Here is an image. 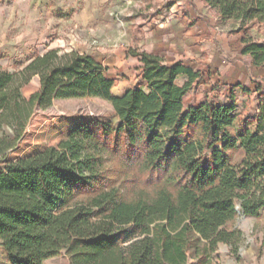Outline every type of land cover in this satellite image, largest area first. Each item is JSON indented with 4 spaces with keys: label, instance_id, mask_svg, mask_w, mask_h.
<instances>
[{
    "label": "trees",
    "instance_id": "obj_1",
    "mask_svg": "<svg viewBox=\"0 0 264 264\" xmlns=\"http://www.w3.org/2000/svg\"><path fill=\"white\" fill-rule=\"evenodd\" d=\"M221 21L264 28V0H203ZM251 28H248L251 29ZM247 30V31H248ZM241 54L264 68V42L246 34ZM142 63L136 87L114 94V81L92 55L77 50L35 53L13 72L0 67V162L16 149L38 110L55 101L93 98L111 104L117 124L93 120L57 147L7 163L0 171V250L19 258L61 256L69 264H211L220 244L237 248L242 233L227 226L264 211V89L256 80L257 113L225 103L184 99L199 79L183 63L131 52ZM39 77V89H22ZM187 78L183 86L177 80ZM7 127L13 137L5 134ZM242 159L235 163V156ZM136 170L155 191L128 198L110 166Z\"/></svg>",
    "mask_w": 264,
    "mask_h": 264
},
{
    "label": "rangeland",
    "instance_id": "obj_2",
    "mask_svg": "<svg viewBox=\"0 0 264 264\" xmlns=\"http://www.w3.org/2000/svg\"><path fill=\"white\" fill-rule=\"evenodd\" d=\"M194 8L199 9L204 17L206 14L205 18L215 21L225 33L237 29L242 39L249 34L257 41L264 42L263 27L251 28L249 25L242 29L235 22L221 25L216 20L214 11L198 0H0V67L13 72L26 64L35 53L43 54L48 49L59 48L88 53L109 64L113 76L120 77L121 81L130 80L135 74L130 73L132 67L129 70L126 67L127 56L136 51L132 41L135 40L137 30L149 23L159 26L163 19L169 17L177 16L182 20L183 12ZM189 27L191 26L187 23L186 28ZM238 52L232 51L231 55L224 57L230 68L229 72L234 70L235 62L249 66L243 55L242 58L234 59ZM221 75L223 74L219 71L216 74L211 68L204 69L185 99V106L189 102L197 104L207 96L215 103L227 102L229 91L226 89L225 79H218ZM237 78L239 79L230 78L231 81L228 82H245L253 86L251 79H259L250 70L248 74L243 72ZM261 81L264 86V77ZM178 84H182V79ZM122 88L123 85L113 92L116 94ZM38 89L39 84L32 80L22 89V94L29 98ZM236 97L240 110L248 109L247 104L251 105L248 96L240 91H236ZM93 120L118 123L111 104L93 98L55 101L48 110L36 111L16 149L10 151L0 162V171L7 163L57 147L72 131ZM4 132L13 137L9 128L5 127ZM241 159L242 154H237L235 163ZM110 169L117 180L116 187L128 198H132L140 190L154 194V181L147 176L138 175L136 170L122 173L119 163L112 164ZM226 229L240 231L241 242L234 250L228 245L220 244L210 258L211 264H264V211L257 218L240 215ZM0 264H69V261L64 254L44 260L40 255L19 258L1 249Z\"/></svg>",
    "mask_w": 264,
    "mask_h": 264
},
{
    "label": "crops",
    "instance_id": "obj_3",
    "mask_svg": "<svg viewBox=\"0 0 264 264\" xmlns=\"http://www.w3.org/2000/svg\"><path fill=\"white\" fill-rule=\"evenodd\" d=\"M200 3L205 4L203 0H198ZM209 7V6H207ZM209 9H211L209 7ZM213 10V9H212ZM215 15L223 24L234 23L233 21H221L219 14L213 10ZM184 18L182 20L178 19L177 16L169 17L163 19L162 23H159V26L154 24H145L143 28L137 30L135 33V40L132 41L133 48L137 52H146L149 54H155L160 57H163L167 65H173L175 63H183L185 66H189L195 73L202 74L203 70L211 68L213 72L218 74V71L223 74L222 77L218 78L221 81L224 79L226 89L229 91L241 84L246 87L251 94L245 95L248 96L251 105L247 104L248 109H243L246 115H254L257 113L259 103L254 101L256 84L253 83V86L247 85L242 82H237L233 84L230 78H236L242 76V73L245 72L248 74V70L252 72L254 77H258L257 84H260L264 89L261 78L264 77V68H257L252 66V59L245 57L248 61L249 66H245L242 63L235 62V67L233 68L234 72H229V66L225 63L224 57L231 55L232 51L238 50V54L234 55V59L242 58L241 49H242V36L241 33L236 29L234 32L225 33L219 29L216 25V22L207 19L202 15L199 9H190L184 11ZM187 23L191 27L186 28ZM76 49L77 46H76ZM79 51V50H77ZM88 54V53H86ZM90 55V54H89ZM97 60V59H96ZM107 69V76L114 81V89L120 88L123 85L122 91L117 92L115 95L118 97L123 96L127 91L139 87L141 89H146V84L140 80L142 73V63L138 57H134L131 53L127 56V68H131L130 73H134L135 76L133 79L121 81L120 77L113 76L110 73V65L106 62L97 60ZM258 73V74H256ZM224 74H227L224 75ZM182 79V84H178L179 80ZM177 80V85L183 86L187 82V78H180ZM32 80H35L36 84H39V77H34ZM198 79L195 81L197 82ZM194 82V83H195ZM192 84L191 90L195 84ZM40 86V85H39ZM189 93L186 95L185 99L189 96ZM228 95V94H227ZM229 96V95H228ZM209 98V97H208ZM184 99V104L186 100ZM209 100H211L209 98ZM205 101V98L197 104L190 102L187 104L189 106H199ZM213 101V100H211ZM228 101V97H227ZM256 106V108H255Z\"/></svg>",
    "mask_w": 264,
    "mask_h": 264
}]
</instances>
